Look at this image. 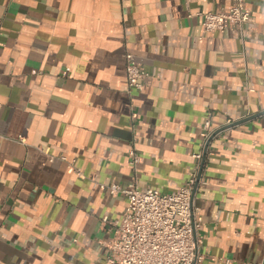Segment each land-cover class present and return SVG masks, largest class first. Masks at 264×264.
<instances>
[{"label": "crops", "instance_id": "crops-1", "mask_svg": "<svg viewBox=\"0 0 264 264\" xmlns=\"http://www.w3.org/2000/svg\"><path fill=\"white\" fill-rule=\"evenodd\" d=\"M246 2L243 37L199 15L230 0H0V264H112L103 219L128 201L97 184L171 193L198 152L206 264H264V0ZM127 53L149 73L132 94Z\"/></svg>", "mask_w": 264, "mask_h": 264}, {"label": "built area", "instance_id": "built-area-1", "mask_svg": "<svg viewBox=\"0 0 264 264\" xmlns=\"http://www.w3.org/2000/svg\"><path fill=\"white\" fill-rule=\"evenodd\" d=\"M230 2V7H223L217 12H200L203 26L210 33L224 32L230 27L245 37L247 25L253 22L251 10L246 0ZM125 58L127 90L132 94L143 89L149 73L133 54L127 53ZM211 136L210 133L206 134L205 144ZM129 155L133 166L142 162L135 148L130 150ZM194 158L197 162L185 186L171 193L163 194L151 187L140 189L136 185L124 188L116 182L97 184L111 196L122 195L128 201L121 219H103L104 224L114 227V238L108 246L110 263L206 264L197 241L202 222L194 206V190L197 192L199 186L205 183L200 174L204 153L198 152ZM56 160L54 156L50 157L52 163ZM60 160L66 161V158L61 157ZM70 165L74 167V161ZM75 170L79 176L85 177L81 170Z\"/></svg>", "mask_w": 264, "mask_h": 264}, {"label": "water", "instance_id": "water-1", "mask_svg": "<svg viewBox=\"0 0 264 264\" xmlns=\"http://www.w3.org/2000/svg\"><path fill=\"white\" fill-rule=\"evenodd\" d=\"M258 115H264V111L261 112V113L258 114ZM254 117H255V116H254ZM252 118H253V117H251V118H246L245 120H241V121H238V122H234V123L230 124L229 127H230V126H235V125L241 124V123L246 122V121H248V120H250V119H252ZM216 134H218V132H216L215 134H213V135L211 136V138L209 139V141L206 143V146H205V155H206V152H207V150H208V147H209V145H210L212 139L214 138V136H215ZM204 161H205V160H204ZM204 161H203L202 166H201L200 174L202 173V170H203V168H204ZM195 193H196V189L194 190V194H195Z\"/></svg>", "mask_w": 264, "mask_h": 264}, {"label": "rangeland", "instance_id": "rangeland-1", "mask_svg": "<svg viewBox=\"0 0 264 264\" xmlns=\"http://www.w3.org/2000/svg\"><path fill=\"white\" fill-rule=\"evenodd\" d=\"M164 194V193H163Z\"/></svg>", "mask_w": 264, "mask_h": 264}]
</instances>
